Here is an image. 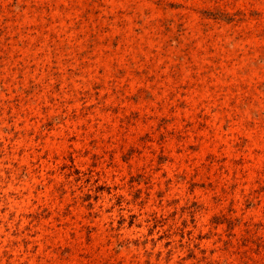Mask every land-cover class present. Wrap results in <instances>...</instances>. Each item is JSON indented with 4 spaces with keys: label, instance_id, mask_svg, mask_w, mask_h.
Here are the masks:
<instances>
[{
    "label": "rangeland",
    "instance_id": "rangeland-1",
    "mask_svg": "<svg viewBox=\"0 0 264 264\" xmlns=\"http://www.w3.org/2000/svg\"><path fill=\"white\" fill-rule=\"evenodd\" d=\"M0 264H264V0H0Z\"/></svg>",
    "mask_w": 264,
    "mask_h": 264
}]
</instances>
